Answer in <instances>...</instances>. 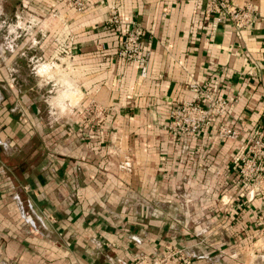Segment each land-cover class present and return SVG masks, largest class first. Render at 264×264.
I'll return each instance as SVG.
<instances>
[{"label":"crops","instance_id":"1","mask_svg":"<svg viewBox=\"0 0 264 264\" xmlns=\"http://www.w3.org/2000/svg\"><path fill=\"white\" fill-rule=\"evenodd\" d=\"M84 1L76 13L68 0H0V264H132L166 245L190 264H264V204L236 183L264 126V0H232L257 11L242 30L206 18L201 0ZM111 6L142 31L145 78L115 55ZM63 61L65 87L45 96ZM192 82L230 107L182 153L166 127L195 100ZM91 101L111 110L97 127Z\"/></svg>","mask_w":264,"mask_h":264},{"label":"built area","instance_id":"2","mask_svg":"<svg viewBox=\"0 0 264 264\" xmlns=\"http://www.w3.org/2000/svg\"><path fill=\"white\" fill-rule=\"evenodd\" d=\"M201 2L205 17L211 18L215 24L230 20L236 29L242 30L251 27L258 18L257 11L251 3L237 6L232 3V0H201ZM68 5L76 13L85 12L87 8L84 0H68ZM104 25L120 35V46L115 53L116 57L137 64L141 77L145 78L149 54L142 44V31L138 28H125L115 6L109 8V17ZM16 29H21L20 21ZM187 89L194 93L195 100H183L175 106L169 113L166 127L170 134L176 136L182 153L187 151L189 140L206 132L213 118H220L230 107L225 99L213 96L215 90L210 89L205 83L192 82L187 85ZM110 111L91 101L85 108V112L92 117L86 123L97 127L104 122V118ZM85 119L88 120L86 117ZM240 135L241 133L235 128L223 125L217 128V136L221 139L238 141ZM248 137L250 138V135ZM245 143L244 151L238 155L236 183L240 186L245 200L258 198L264 204V126L250 138L249 142ZM260 234L264 237L263 226ZM190 259L182 248L166 245L158 254L137 256L132 264H173L175 261L190 264Z\"/></svg>","mask_w":264,"mask_h":264},{"label":"rangeland","instance_id":"3","mask_svg":"<svg viewBox=\"0 0 264 264\" xmlns=\"http://www.w3.org/2000/svg\"><path fill=\"white\" fill-rule=\"evenodd\" d=\"M21 22H20V27H22L23 28V26H24V24H25V22L23 21V20H20ZM17 24H18V22H15V24H14V26L13 27H11L10 28V30H12V29H15V28H17ZM18 31H21V30H18ZM15 32H17V31H15ZM14 35V34H13ZM15 35H16V33H15ZM21 40H22V38H21ZM62 57V56H61ZM64 62V61H63ZM66 61L64 62V64L63 65H61V64H58L59 66H56L55 65V63L53 64L54 66H50V68H49V70H48V75H45V76H43L45 79H47V85H44V87L42 88V92H43V94H45V96H49V97H56L57 96V90H59V89H61L62 87H65L64 85V83H63V80L64 79H68V71L65 73V66H66ZM31 69V70H30ZM29 70L30 71H32V67H30L29 68ZM33 72H36V71H32V73ZM34 76V75H33ZM36 76V75H35ZM62 80V83L63 84H60L61 82L59 81V80ZM53 82V83H52ZM55 82L56 83H58V84H56V86H54L55 85ZM61 85V86H60ZM51 90V92L49 93V91ZM50 100H51V98H50ZM46 114V113H45ZM47 118V119H46ZM47 120L46 121V124H51V120L52 119H50L49 118V116H47V114H46V117L44 118V120ZM260 237H262L261 236V234H260ZM263 239H264V237H263Z\"/></svg>","mask_w":264,"mask_h":264}]
</instances>
